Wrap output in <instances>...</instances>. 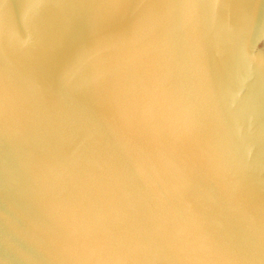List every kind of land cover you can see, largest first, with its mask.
I'll use <instances>...</instances> for the list:
<instances>
[{
  "label": "water",
  "instance_id": "obj_1",
  "mask_svg": "<svg viewBox=\"0 0 264 264\" xmlns=\"http://www.w3.org/2000/svg\"><path fill=\"white\" fill-rule=\"evenodd\" d=\"M0 264H264V0H0Z\"/></svg>",
  "mask_w": 264,
  "mask_h": 264
}]
</instances>
